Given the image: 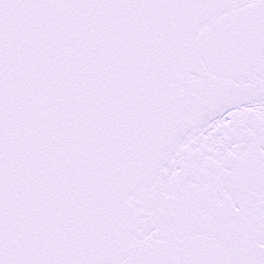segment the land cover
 I'll return each instance as SVG.
<instances>
[{
  "label": "snow or ice",
  "instance_id": "snow-or-ice-1",
  "mask_svg": "<svg viewBox=\"0 0 264 264\" xmlns=\"http://www.w3.org/2000/svg\"><path fill=\"white\" fill-rule=\"evenodd\" d=\"M0 264H264V0H0Z\"/></svg>",
  "mask_w": 264,
  "mask_h": 264
}]
</instances>
